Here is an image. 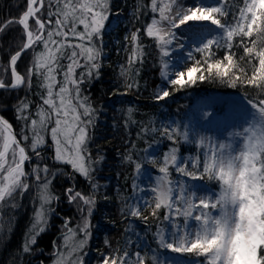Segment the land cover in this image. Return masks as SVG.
I'll return each instance as SVG.
<instances>
[{
  "label": "snow or ice",
  "instance_id": "snow-or-ice-1",
  "mask_svg": "<svg viewBox=\"0 0 264 264\" xmlns=\"http://www.w3.org/2000/svg\"><path fill=\"white\" fill-rule=\"evenodd\" d=\"M118 12L115 0H25L18 18L0 21V33L18 25L23 38L22 47L9 54L6 64H0V108L15 101L11 110L17 113V120L23 121L17 134L12 123L0 115V242L7 239L11 224L6 219L7 210L17 207L18 198L34 192L33 222L22 245V252L31 254L55 214L53 205L61 200L52 190L53 181L63 176L67 180L63 199L75 205L80 219L75 224L71 217L63 221L61 244L53 264H83L84 249L92 238L99 189L95 173L105 157L93 158L89 148V133L98 109L85 89L101 77L104 37L108 35L110 17ZM149 13L152 15L147 22L133 26L134 30L123 38L121 50L128 53L129 66L143 64V38H151L165 82L153 99L164 101L175 91L209 79L232 87L238 82L252 86L261 90L262 98L246 101L252 109L251 121L245 118L241 130L230 133L232 139L224 143L207 137L190 139L188 131L180 127L140 125L136 135L147 144L142 150L144 155L137 151L134 159L136 144L131 143L133 151L124 160L134 166L137 174L148 163L158 167L162 175L151 188L155 194L151 201H144L142 206L125 202L121 215L125 220L147 221L144 213L148 212L164 225L152 233L157 250L203 258L186 264H264V0H217L215 6H206L202 0L199 5L196 0H147L136 6L134 19L140 21ZM204 22L215 26L217 34L205 37L201 32ZM184 35L196 44L194 50L202 56L198 59L190 52L193 64L184 71L172 72L169 58L177 46L184 47L180 39ZM29 50L31 61L20 72L18 62ZM216 50H223L222 57L216 55ZM127 71L121 65L122 77ZM133 75H139L138 69ZM34 78L40 90L36 101L27 95L2 99L5 93L31 89ZM134 86L135 82L125 81V87ZM133 115L134 109L129 107L125 126L138 123ZM157 137L173 144L159 161L148 153ZM180 140L202 151L186 160L175 147ZM46 149H51V157ZM33 159L38 161L35 165ZM26 162L30 171L25 170ZM173 172L192 181H215L219 192L199 195L204 190L198 183L173 181ZM77 176L84 179L89 190L79 188ZM104 244L107 250L99 254V264H158L157 256L148 254L151 249L129 250L127 241L123 248H114L107 239Z\"/></svg>",
  "mask_w": 264,
  "mask_h": 264
},
{
  "label": "trees",
  "instance_id": "trees-1",
  "mask_svg": "<svg viewBox=\"0 0 264 264\" xmlns=\"http://www.w3.org/2000/svg\"><path fill=\"white\" fill-rule=\"evenodd\" d=\"M115 2L119 12L110 17L111 23L107 26L108 35L104 37L106 47L104 48V66L101 69V77L99 81L87 85L85 89L92 104L98 109L95 126L89 133L92 137L89 148L93 158L103 155L105 160L98 166V171L95 173V181L98 182L99 189L96 192V210L92 216L94 227L89 245L84 249L83 264H99V254L107 250V246L104 244L105 239L114 248L125 247L127 241L126 246L129 250L134 248L138 251L148 252L151 249L148 254L156 255L158 264H162L163 259L170 255L175 256L179 260V264H186L187 261L196 259L202 260V257L174 253L170 249L160 248L157 250L156 244L152 240V233L158 226L164 227V225L148 215V212L144 213L148 216L147 221L139 218L125 220L121 215V207L125 202L136 204L142 195L145 197V201H151L155 195L151 188L154 187L157 176L162 175L158 172V167L148 163H145L140 173L137 174L134 171V166L124 160V156L129 151H133L129 147L131 143L136 144V150L133 151L134 159L137 158V151L141 156L144 155L142 150L147 148V144L137 139L136 135L140 125L150 123L151 126L158 128L180 127L189 132L191 124L199 118L201 104L208 95H235L246 101L248 99L257 101L262 98L261 90L239 82L235 87H232L218 79H209L198 81L196 85L175 91L164 101L153 99L159 85H165V82L160 76L159 56L151 38H143L145 49L143 64L129 66L127 64L128 53L121 50L123 38L129 34V31L134 30L133 26L140 27L152 15L149 13L148 16H141L140 21L134 19L133 13L136 6H142L147 3V0H115ZM229 2H234V0H229ZM24 6L25 0H0V21L18 18ZM22 44V31L18 25L12 26L6 33H0V64H6L9 54H14L22 47ZM216 55L222 57L223 50H216ZM193 56L199 59L202 54L194 51ZM31 58V50H29V54H22L17 70L23 72ZM192 64L193 61L190 60L184 70ZM121 65L128 69L126 77L120 75ZM135 69L139 71L138 76L133 75ZM126 80L135 82L136 86L125 87ZM32 83L31 89L24 88L15 93H5L2 99L8 101L13 95L20 97L27 95L29 99L36 101V93L40 90L36 86L35 78ZM168 88L169 91H172L170 85ZM14 106L15 101L11 104L5 103L0 108V114L12 123L14 131L18 134L23 121L16 119L17 113L11 110ZM129 107L134 109L133 118L138 123L125 126L126 110ZM215 108L222 110L223 106L217 107L216 105ZM48 143L50 144L51 141L48 140ZM25 146L27 147L26 142ZM171 147H173L172 142L157 137V142L153 144L152 148H148V153L159 161L160 157ZM175 147L178 148L180 155L198 156L201 152V149L195 144L183 140H180ZM29 155H31L30 151ZM46 155L51 157V149H46ZM37 162L33 159L32 164L35 165ZM48 163L51 165V160ZM25 170L30 171L28 162L25 163ZM145 174H149L150 177L148 178V175ZM171 178L174 181H187V183L192 181L177 172H173ZM76 180L79 188L89 190L84 179L77 176ZM202 183L218 189L215 181L204 180ZM133 184L138 187H133ZM66 185L67 180L63 176L53 181L52 190L60 195L61 200L53 205L56 209L55 214L51 217L46 231L38 237L37 245L33 247L30 255L22 252V245L33 222L35 193L18 198L17 207L7 210L9 215L6 219H10L11 224L7 239L0 242V264H53L54 254L61 244L63 221L65 218L71 217L72 223L75 224L80 219L75 205H70L63 199ZM140 205L142 206L143 203ZM159 215L161 218L163 217V210Z\"/></svg>",
  "mask_w": 264,
  "mask_h": 264
},
{
  "label": "rangeland",
  "instance_id": "rangeland-1",
  "mask_svg": "<svg viewBox=\"0 0 264 264\" xmlns=\"http://www.w3.org/2000/svg\"><path fill=\"white\" fill-rule=\"evenodd\" d=\"M203 4L206 6L217 5V0H202ZM197 5L201 3V0H196ZM202 34L211 38L216 35L218 30L215 26L210 25L208 22H204L203 28H201ZM179 35V33H178ZM181 41H184L188 47L181 49L177 46L169 58L170 71H184V67L189 61V53L195 51L196 44L189 40L188 35L180 37ZM165 85H159V88ZM221 107L222 110L215 108V106ZM211 113L212 115H208ZM252 119V109L247 104L246 100L235 96V95H208L201 104V110L199 118L196 122H193L189 129V137L191 138H210L213 142L224 143L232 139L230 133L238 132L241 130V126L244 124V120ZM174 125V123H173ZM175 126V125H174ZM239 139V138H237ZM202 151V149H201ZM186 160L189 157H196V155L185 154L182 155ZM148 178L150 177L149 174ZM157 179V178H156ZM174 181V180H173ZM156 182V180H155ZM199 184L200 188L204 191L198 192L199 195H209L219 192V188H214L206 183L191 181L188 184ZM145 197L142 195L138 198L137 202L139 204L144 203ZM162 264H179V260L175 256H168L163 259Z\"/></svg>",
  "mask_w": 264,
  "mask_h": 264
},
{
  "label": "bare ground",
  "instance_id": "bare-ground-1",
  "mask_svg": "<svg viewBox=\"0 0 264 264\" xmlns=\"http://www.w3.org/2000/svg\"><path fill=\"white\" fill-rule=\"evenodd\" d=\"M189 2H190V0H189ZM199 27V26H198ZM182 43L184 44V47L183 48H180V50L181 49H184V48H186V47H188V45L184 42V41H182Z\"/></svg>",
  "mask_w": 264,
  "mask_h": 264
},
{
  "label": "water",
  "instance_id": "water-1",
  "mask_svg": "<svg viewBox=\"0 0 264 264\" xmlns=\"http://www.w3.org/2000/svg\"><path fill=\"white\" fill-rule=\"evenodd\" d=\"M1 115V114H0Z\"/></svg>",
  "mask_w": 264,
  "mask_h": 264
}]
</instances>
